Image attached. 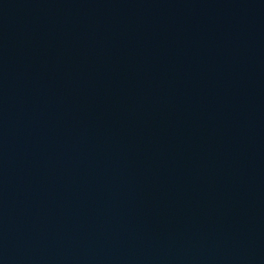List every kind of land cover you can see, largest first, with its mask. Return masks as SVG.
Here are the masks:
<instances>
[{"label":"water","instance_id":"obj_1","mask_svg":"<svg viewBox=\"0 0 264 264\" xmlns=\"http://www.w3.org/2000/svg\"><path fill=\"white\" fill-rule=\"evenodd\" d=\"M0 264H264V0H0Z\"/></svg>","mask_w":264,"mask_h":264}]
</instances>
